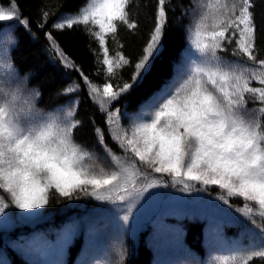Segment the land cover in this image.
I'll use <instances>...</instances> for the list:
<instances>
[{
	"label": "snow or ice",
	"instance_id": "1",
	"mask_svg": "<svg viewBox=\"0 0 264 264\" xmlns=\"http://www.w3.org/2000/svg\"><path fill=\"white\" fill-rule=\"evenodd\" d=\"M129 4L130 0H91L76 14L53 24L56 29L90 23L98 26L96 31H85L98 42L100 52H93L105 66L108 79L103 86L69 65L66 57L63 61L79 72L88 95L105 116L107 132L92 121L94 145L76 140L84 125L74 107L78 98L68 102L73 106L45 111L38 107V90L26 92L21 83L2 92L0 218L4 219L0 222L8 224L10 206L31 219L53 202L91 197L122 211L126 225L137 205L152 195V189L179 186L178 191L194 190L211 197L215 186L223 193L215 199L224 205L232 207L229 198H242L244 203L235 210L253 228L247 230L249 246L217 250L208 264H264V58L256 55L260 51L256 0H192L189 8L180 6L181 15L188 16L191 11L193 16L189 47L174 64L171 80L145 98L133 115L122 117L113 102L143 84L164 50L169 13L178 6L173 0H156L148 37L137 58L131 60L122 51L110 55L108 46V34H113L115 41L118 25L138 29V21L130 18ZM42 15L47 18L50 13ZM13 20L27 30L29 21L10 0L8 10L0 7V22ZM39 27L45 24L41 22ZM47 38L55 45L52 35ZM54 51L63 57L58 47ZM126 66L133 68L131 79L121 75L122 82L112 83L117 70ZM252 81H258V86ZM80 87L74 82L58 94L74 93ZM125 117L130 120L127 126L123 125ZM109 138L115 147L108 143ZM76 227L77 222L62 226L64 244ZM117 255L115 264H124L127 249L123 244ZM0 264L11 261L5 257Z\"/></svg>",
	"mask_w": 264,
	"mask_h": 264
},
{
	"label": "trees",
	"instance_id": "2",
	"mask_svg": "<svg viewBox=\"0 0 264 264\" xmlns=\"http://www.w3.org/2000/svg\"><path fill=\"white\" fill-rule=\"evenodd\" d=\"M18 5L19 15L29 21L26 30L17 20L0 22V84L17 85L22 83L26 92L39 91L38 107L42 110H51L56 106H73L68 102L76 98L79 103L74 105L78 109V115L84 121L83 127L76 133V140L88 145L96 142L93 132L92 121L107 132L105 116L99 110L98 105L88 95L84 87L83 79L75 68L66 66L64 57L69 65H75L88 75L92 82L98 86L108 79L105 75V66L97 61L93 50L100 52L98 42L85 29L90 31L98 30V26L89 24L78 25L74 29H56L54 23L60 22L68 14H76L82 7L88 5L91 0H12ZM207 2V0H203ZM177 4L175 12L169 13V29L164 39V50L156 59L151 72L134 91L124 94L119 101L113 102L115 108L121 110L122 117H130L136 111L142 101L150 94L158 91L166 81L171 80L174 72V64L179 62L185 54L184 50L189 47L188 29L192 23V12L188 16L181 15V7L189 8L192 0H173ZM156 0H130V18L138 21L137 30H128L124 25H118L116 40L113 41V34H108V46L110 55L115 51L124 52L131 60H135L148 37L149 30L153 24ZM10 0H0V7L8 10ZM47 11L50 15L45 18L42 14ZM256 23L260 29L257 45L260 51L256 52L258 58H264V0H256ZM45 24L44 28L39 23ZM52 35L53 41L48 40ZM9 39L14 43H9ZM121 44L123 48H121ZM58 47L63 57L54 51ZM102 57V53H101ZM231 58V54L229 53ZM249 65L251 61L243 58ZM258 70V65H254ZM133 68L126 66L117 70L116 79L112 83H119L120 76L124 79H131ZM14 77V78H13ZM5 79L11 80L6 82ZM79 83L80 90L74 93L58 94L66 86L72 83ZM258 86V81H252ZM259 102H257L258 104ZM110 110L112 106H109ZM124 118L123 125L127 126L130 120ZM110 145H115L108 139ZM2 191V190H0ZM221 193V192H220ZM223 194V193H222ZM64 200V198H60ZM93 209H99V202L91 197H82L79 200L65 201L63 203H51L50 206L38 217L31 218L30 222L20 218L17 210L10 206L8 211L12 212L9 218L8 227L0 228V261L6 257L11 264H35L28 254L34 253L33 242L38 235L55 238L56 229L62 228L67 222H77L74 234L68 244L64 247L61 262L62 264H80L83 259H90V255L102 257L103 262L115 264L119 259L117 252L123 244L127 249L124 264H155L157 260V249L152 247V241L148 237L152 231L153 221H149L136 237H129L123 229H110V218L100 216L91 217ZM90 216V217H89ZM34 219V220H33ZM164 223L171 226L175 235L177 256L174 258L177 264H208L211 255L216 251L228 252L238 246H249L251 235L247 231L248 225H238L223 222L224 226L215 231H223L233 240L232 244H225L219 249L218 241L212 237V223L202 218L183 217L181 220L164 218ZM105 225L102 230L99 228V247L89 242V228H97ZM151 235V234H150ZM25 237L24 241H18V237ZM155 238L156 235H153ZM148 238V239H147ZM154 238V239H155ZM211 239V240H210ZM16 242V248L13 247ZM178 247V248H177ZM212 252L209 256V253ZM209 256V257H208ZM258 259V258H256Z\"/></svg>",
	"mask_w": 264,
	"mask_h": 264
},
{
	"label": "rangeland",
	"instance_id": "3",
	"mask_svg": "<svg viewBox=\"0 0 264 264\" xmlns=\"http://www.w3.org/2000/svg\"><path fill=\"white\" fill-rule=\"evenodd\" d=\"M5 81L11 82L9 79H5ZM16 86L15 82L0 84V101H2L3 91H10ZM160 178L163 180L168 179L167 177ZM178 187H161L150 190L152 195L137 205L126 225L121 219L124 213L106 202H99V209H93L91 217L100 216L105 218L109 216L110 229L115 231L123 229L131 238L136 237L149 221H153L152 224L154 225L152 226L151 235L149 234L148 237L152 241V247L157 249L155 264H177L174 259L178 254L176 251L175 235L171 226L166 227L164 218H173V220L178 221L183 217H195L212 223V237L210 238L213 239L212 242L215 238L217 239L219 249L225 247V244L229 245L233 242L223 231H215L219 227L224 226L223 222L225 224L228 222L230 224L248 225L249 229L253 228V225L247 218L235 210L237 206L244 203L242 198H229L232 205V207H229L228 205H224L222 201L215 199L217 194H222L220 193L221 190L215 186H213L211 197H208L207 194L197 193L194 190L191 192L178 191ZM196 187H200V185H196ZM17 213H19V210H17ZM19 217L18 222H22L23 219L28 222L31 221L29 218H24L21 215ZM3 219L0 218V221H3ZM257 219L259 220V217ZM8 224L5 225L0 222V228L8 227ZM105 227V225H101V227L89 228V242H91V245L100 246L102 241L100 240L98 231L99 228L102 230ZM61 229L55 230V238L50 239L46 235L36 236L35 240L31 242L33 251L35 252L28 254V256L32 255L29 257L32 262L35 264H56L58 261L61 262L64 247L69 242L67 244L63 243ZM153 235L157 237L155 238ZM211 254L213 253L210 252L209 256ZM92 257L93 255H90V259H83L80 264H101L103 262L102 257L95 256L94 259Z\"/></svg>",
	"mask_w": 264,
	"mask_h": 264
}]
</instances>
